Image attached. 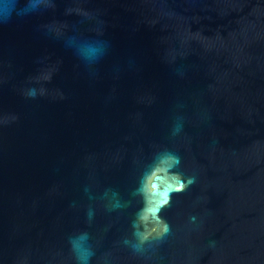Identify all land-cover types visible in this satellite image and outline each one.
<instances>
[{"label": "water", "instance_id": "1", "mask_svg": "<svg viewBox=\"0 0 264 264\" xmlns=\"http://www.w3.org/2000/svg\"><path fill=\"white\" fill-rule=\"evenodd\" d=\"M0 264H264V0H0Z\"/></svg>", "mask_w": 264, "mask_h": 264}]
</instances>
